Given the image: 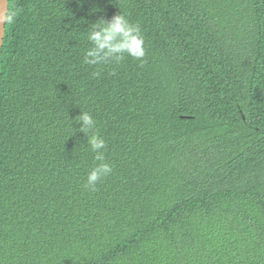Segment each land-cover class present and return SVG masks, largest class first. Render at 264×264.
Returning a JSON list of instances; mask_svg holds the SVG:
<instances>
[{
    "label": "trees",
    "instance_id": "16d2710c",
    "mask_svg": "<svg viewBox=\"0 0 264 264\" xmlns=\"http://www.w3.org/2000/svg\"><path fill=\"white\" fill-rule=\"evenodd\" d=\"M8 5L0 264H264V0ZM120 12L143 63L85 65L88 27ZM81 110L113 167L95 191Z\"/></svg>",
    "mask_w": 264,
    "mask_h": 264
},
{
    "label": "clouds",
    "instance_id": "9594fccd",
    "mask_svg": "<svg viewBox=\"0 0 264 264\" xmlns=\"http://www.w3.org/2000/svg\"><path fill=\"white\" fill-rule=\"evenodd\" d=\"M16 12L12 11L0 17L5 23L15 21ZM86 39L88 47L83 56V63L88 66H107L119 64L126 57L141 61L146 55L145 37L138 24H133L127 15L118 13L111 19H99L88 27ZM99 71L92 73L93 77L100 76ZM75 124L79 125L77 131L82 132L87 137L86 142L90 150L94 153V166L88 171L84 187L95 191L98 182L109 176L112 165L107 162L105 152L107 144L102 138L97 128V122L88 111L81 110L75 117ZM72 127V125H71Z\"/></svg>",
    "mask_w": 264,
    "mask_h": 264
},
{
    "label": "water",
    "instance_id": "95a60500",
    "mask_svg": "<svg viewBox=\"0 0 264 264\" xmlns=\"http://www.w3.org/2000/svg\"><path fill=\"white\" fill-rule=\"evenodd\" d=\"M8 1L9 0H0V17H3L8 13ZM6 23L0 19V56L2 53L4 37H5Z\"/></svg>",
    "mask_w": 264,
    "mask_h": 264
}]
</instances>
